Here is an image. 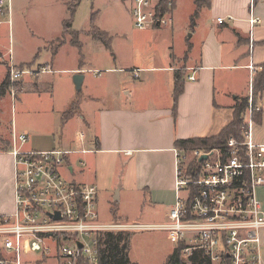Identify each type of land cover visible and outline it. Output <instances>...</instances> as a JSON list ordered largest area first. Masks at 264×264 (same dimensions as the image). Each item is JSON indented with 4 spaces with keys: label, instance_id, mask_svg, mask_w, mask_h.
Wrapping results in <instances>:
<instances>
[{
    "label": "crops",
    "instance_id": "obj_1",
    "mask_svg": "<svg viewBox=\"0 0 264 264\" xmlns=\"http://www.w3.org/2000/svg\"><path fill=\"white\" fill-rule=\"evenodd\" d=\"M57 1L63 9H66L64 5L72 7V1L78 2ZM174 8L172 25L146 30L149 32L146 40L130 45V52L135 54L153 44L156 54L148 59H136L135 54L128 64L121 61L116 65H111L108 58L103 60L100 54L107 56L105 51L112 56L114 51L117 53L113 40L115 27L103 30L96 26L107 34L108 48L91 36L92 17L96 18L98 13L91 17V28L78 31L73 26L76 11L72 18L71 14L64 13L58 19L59 36L47 40L44 47L50 54L46 62L38 64L43 48H39L33 59L23 58L14 51L19 69L45 67L51 71L36 79L24 78L19 83L16 98L20 103L19 113L34 111L33 107L30 109V101L43 105L48 98L49 109L52 102L58 105L57 112L62 115L58 124L63 127H60L62 134L57 141V131L47 130L44 135L32 131L29 126L22 127L12 112L11 125L0 130V155L6 153L9 157L8 165L3 168L0 164V212L14 211V163L10 151L13 132H16L29 135L27 150L73 151L65 160L66 176L74 183L97 188L100 221L139 223L122 206L124 199H130L133 193L141 196L142 213L149 204L163 213L160 222L168 221L176 199V142L219 135L233 121L238 100L253 101V78L264 64V0H209L201 8L197 0H176ZM253 13L263 24L251 26L249 19ZM218 18H225V23L217 22ZM68 22L69 27H66ZM11 26L12 23H6L0 27V51L3 53L7 52L2 41L5 27L9 28V48L12 44ZM83 36L86 43L80 40ZM59 37L57 47L49 49ZM86 44L93 49L88 54ZM61 53L72 55V62L66 67L60 64ZM0 67L1 87L9 73L4 65ZM104 70L111 75L99 73V78L85 75L86 71ZM134 71H140L138 77ZM57 73L69 77L54 80ZM194 73L197 80L188 81ZM77 75L83 77L81 90L74 83ZM178 84L182 92L174 112V92ZM261 96L255 105L256 112L252 111L251 115L248 109L246 121L248 125L251 123L254 140L264 144V93ZM8 97L13 110L16 100H12L8 90L0 98V112ZM76 100L80 101L76 114L68 121L63 120V115ZM80 133L86 134L84 141H80ZM49 136L53 137L50 141L47 140ZM260 199L264 202V189L260 190ZM104 206L109 208L108 220L101 217ZM113 210H116L115 216ZM261 237L264 264V231ZM129 254L131 260V251ZM31 261L44 260L34 257L27 264ZM131 263L134 264L132 260Z\"/></svg>",
    "mask_w": 264,
    "mask_h": 264
},
{
    "label": "built area",
    "instance_id": "obj_2",
    "mask_svg": "<svg viewBox=\"0 0 264 264\" xmlns=\"http://www.w3.org/2000/svg\"><path fill=\"white\" fill-rule=\"evenodd\" d=\"M132 1L138 30L173 24L176 0ZM13 3L0 0V27L12 23ZM249 21L253 27L263 24L254 13ZM217 22L223 24L225 18ZM0 64L9 73L13 101L25 77L51 73L45 67L19 69L12 44L6 53L0 51ZM134 72L138 77L140 71ZM189 80L195 82L196 74ZM252 105L251 100V115ZM248 126L240 139L228 140L226 151L176 148V199L163 224L100 221L97 188L63 177L66 157L73 151L27 150L29 135L13 132L14 211L0 212V264H24L28 256L43 261L51 255L58 264H100L103 235L148 231H164L187 264L196 253L211 264H263L264 144L254 140ZM85 136L80 133V141ZM202 156L207 159L201 161Z\"/></svg>",
    "mask_w": 264,
    "mask_h": 264
},
{
    "label": "rangeland",
    "instance_id": "obj_3",
    "mask_svg": "<svg viewBox=\"0 0 264 264\" xmlns=\"http://www.w3.org/2000/svg\"><path fill=\"white\" fill-rule=\"evenodd\" d=\"M77 3L72 1L71 6H77L76 8H70L69 5H64L66 9H63L61 2L57 0H15L13 3V22L11 29V43L13 50L21 57L26 59L35 58L39 48H43L41 52V59L38 64L47 61L49 57V52L45 50L44 47L47 46V40H52V38L58 37V33L61 29V26L58 24V19L64 13L71 14V9L76 11L75 20L73 22L74 29L82 31L83 29L91 28V17L94 14H97L95 25L101 27L103 30L108 28H113L114 36V46L117 53L114 51L113 56L109 51H105L106 55L100 54L105 58H108L111 65L119 64V62L124 61L127 63L134 60V55L136 54V59H148V57L153 56L154 45L145 46L139 53H131L130 50L131 44H140L146 40L149 32L146 30L140 31L135 27L133 19V6L130 0H77ZM64 4V3H63ZM132 20V23H131ZM120 26V27H117ZM151 30V29H147ZM154 30V29H152ZM125 36H127L125 38ZM61 37L57 38L48 46L49 49H55L59 43ZM70 38V36H68ZM67 38V39H68ZM81 41L85 42V37H81ZM149 38V37H148ZM2 41L6 46L8 51L10 45L9 39V28L5 27L4 36ZM154 40V39H153ZM87 42V41H86ZM85 42V43H86ZM97 44H101L98 42ZM127 44V47L126 45ZM86 53L93 51L89 44L85 46ZM51 52V51H50ZM119 55L120 59L117 58ZM159 54V51H157ZM60 64L62 67L68 66L72 62V55L69 53H61ZM109 64V63H108ZM2 65V64H0ZM1 68V67H0ZM36 68V67H35ZM85 74L88 78H99V73L102 75H111L107 73L106 70L96 72H88ZM96 73V74H95ZM69 76L55 74L54 80H67ZM30 77H25V80ZM32 78V77H31ZM34 78V77H33ZM36 79V78H35ZM63 92V91H62ZM19 100L16 99L14 102V108L10 103V98L8 97L5 101L4 106L0 112V130L6 129L12 123V112L13 116L17 118L20 126L24 127L29 126L35 132L43 133L46 135L47 130L57 131L55 138L58 141L60 135L62 134L60 127H63L58 124L60 122V116L57 112L58 105L51 103L52 107L50 108V101L46 98V104L38 105L33 100L30 101V109L33 107L34 111L26 112L25 110L19 113ZM54 105V106H53ZM46 106V107H45ZM41 108V109H39ZM46 108V109H44ZM39 109V110H38ZM18 113V117H17ZM62 118V117H61ZM71 133V130L69 131ZM69 133V134H70ZM42 134V135H43ZM41 136V135H40ZM34 138V136H32ZM40 138V137H39ZM53 137L49 136L48 141L52 140ZM30 148L37 149L34 146H29ZM8 156L6 153L0 155V164L4 168L8 165ZM63 177L68 180L66 176L65 169L63 168ZM69 181V180H68ZM262 201V200H261ZM142 203L141 196L133 193L130 199H124L123 207L125 212L129 215L134 216L133 220L139 221L141 224H163L160 222L163 216V213H159L157 209L146 205L144 212L139 207ZM109 208L102 207L101 217L108 220L110 218ZM138 215V217H136ZM129 233H124V235ZM131 260L136 264H166L170 255H172L176 250L175 245L168 240L166 233L163 231H148V232H136L133 235L131 234ZM262 255V252H261ZM35 258L41 259V256H28L25 258L27 261L30 259L34 260ZM54 256L51 255L48 260L43 262H29L28 264H57V261L52 260ZM51 258V259H50ZM25 261L24 264H27Z\"/></svg>",
    "mask_w": 264,
    "mask_h": 264
},
{
    "label": "trees",
    "instance_id": "obj_4",
    "mask_svg": "<svg viewBox=\"0 0 264 264\" xmlns=\"http://www.w3.org/2000/svg\"><path fill=\"white\" fill-rule=\"evenodd\" d=\"M209 0H197L198 7L201 8L202 4ZM71 8V7H70ZM69 8V9H70ZM71 18L74 15V10L71 9ZM96 18L92 17L93 31L91 36L94 40L102 41L108 48H110V40L107 34L101 32L95 25ZM193 26L195 25L194 20H192ZM69 27V22L65 25ZM31 67V66H29ZM178 79L180 78L179 72L177 73ZM9 79V78H8ZM253 107L254 112H256L255 105L257 101L261 99V95L264 93V64L260 71H258L253 78ZM9 80H7L0 87V98L6 95L8 91ZM182 92V86L177 85L174 92V112L178 103V97ZM80 101L76 100L69 108V110L63 115L65 121L74 117L78 108ZM250 108L249 99H240L234 108L233 121L227 127H225L221 133L214 137H206L203 139L192 138L191 140H179L176 142L177 147L181 149H200V150H213V149H223L226 151L227 142L230 138L240 139L245 131L249 130L246 118L247 111ZM114 216L116 215V210H113ZM132 236L130 234L124 235V233H107L103 235L100 245V264H132L130 260L129 248ZM180 248L177 249L174 254H172L166 264H187L182 259ZM135 264V263H134ZM192 264H211L203 255L195 254L192 258Z\"/></svg>",
    "mask_w": 264,
    "mask_h": 264
},
{
    "label": "water",
    "instance_id": "obj_5",
    "mask_svg": "<svg viewBox=\"0 0 264 264\" xmlns=\"http://www.w3.org/2000/svg\"><path fill=\"white\" fill-rule=\"evenodd\" d=\"M82 81H83V77L82 76L77 75V76L74 77V83L77 86L78 90H81V88H82V86H81L82 85ZM201 158H202L201 161H204V160L207 159V156H202Z\"/></svg>",
    "mask_w": 264,
    "mask_h": 264
}]
</instances>
